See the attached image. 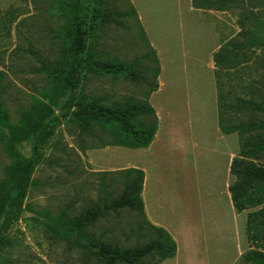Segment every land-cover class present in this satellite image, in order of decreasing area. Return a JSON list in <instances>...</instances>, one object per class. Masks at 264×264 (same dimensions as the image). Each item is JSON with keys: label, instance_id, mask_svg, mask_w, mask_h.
Here are the masks:
<instances>
[{"label": "rangeland", "instance_id": "rangeland-1", "mask_svg": "<svg viewBox=\"0 0 264 264\" xmlns=\"http://www.w3.org/2000/svg\"><path fill=\"white\" fill-rule=\"evenodd\" d=\"M113 2L119 11L135 13L93 34L92 57L139 59L141 72L158 87L150 93L143 79L90 74L72 108L65 95L58 97L57 119L40 147L20 218L6 221L0 212V264H96L60 230L94 202L119 194L125 182L120 170L130 167L145 170L147 218L177 241V255L160 264H253L245 259L254 248L248 217L261 206L235 209L230 168L242 136L221 127L251 119L225 111L224 104L239 98L264 102V38L251 40L254 20H264V0L232 9L197 8L193 0ZM72 16L65 0H0V209L9 170L32 153L24 137L31 116L43 102L51 105L65 84ZM226 45L231 55L217 61ZM150 47L160 61L159 75L152 55L144 59ZM95 97L107 105L149 99L158 117L150 146L107 144L109 133L100 127L93 135L83 132L73 112L78 102ZM83 231L123 247L151 235L130 209L111 212Z\"/></svg>", "mask_w": 264, "mask_h": 264}, {"label": "trees", "instance_id": "trees-1", "mask_svg": "<svg viewBox=\"0 0 264 264\" xmlns=\"http://www.w3.org/2000/svg\"><path fill=\"white\" fill-rule=\"evenodd\" d=\"M251 1V0H250ZM72 10L73 16L69 23L67 36L71 39L65 67V84L52 98V104L42 103L31 116L30 128L25 139L32 142V153L22 160L8 173L9 182L4 188L0 212L5 214L6 221L19 219L23 211L22 200L30 185V174L41 161L40 147L47 140L51 127L57 119L53 105H57L58 97L66 96L65 103L69 108L75 104L77 94L88 75L106 76L122 75L133 81L143 79L150 85V93L158 87L157 80L149 81L141 72V62L136 59L130 63L124 60L103 61L94 59L91 53L93 34L113 22L118 16L130 15L135 10L119 11L113 0H65ZM197 8L232 9L241 7L245 0H193ZM253 42H263L264 20L255 19ZM229 44V43H228ZM223 53L216 54V60L231 55L229 45ZM144 59L150 60L152 55L157 64L156 75L160 72V61L156 50L150 47ZM156 78V77H155ZM73 116L79 121L80 129L95 134L97 128L106 130L107 144L129 148H147L153 142L158 129V117L149 99L144 101L114 102L104 104L102 98L77 103ZM224 110H234L251 115V119L242 120L231 125H222L224 133L237 132L242 136L239 153L231 163V173L235 181L229 186L231 199L235 209L242 212L246 209L261 206L251 212L248 217V232L254 248L247 251L245 259L253 264H264V102L253 99L239 98L236 103L224 104ZM259 116V118H256ZM3 118L0 116V132ZM105 144V143H103ZM124 174L123 188L116 196L109 195L94 202L78 218L68 221L60 230V235L70 244L81 247L95 260L96 264H160L177 255L178 245L167 229L153 224L145 211L143 189L145 170L130 167L120 170ZM123 209L137 211L143 217V223L150 231V238L129 247L103 239L96 234H86L83 227L94 224L98 219L111 212Z\"/></svg>", "mask_w": 264, "mask_h": 264}, {"label": "crops", "instance_id": "crops-1", "mask_svg": "<svg viewBox=\"0 0 264 264\" xmlns=\"http://www.w3.org/2000/svg\"><path fill=\"white\" fill-rule=\"evenodd\" d=\"M143 149H147V148H143ZM137 168H139V167H137Z\"/></svg>", "mask_w": 264, "mask_h": 264}]
</instances>
